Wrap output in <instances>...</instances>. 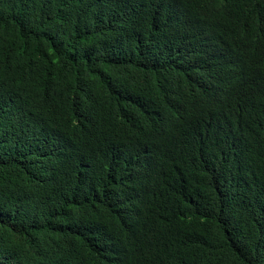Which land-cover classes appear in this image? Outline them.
<instances>
[{
  "label": "trees",
  "instance_id": "1",
  "mask_svg": "<svg viewBox=\"0 0 264 264\" xmlns=\"http://www.w3.org/2000/svg\"><path fill=\"white\" fill-rule=\"evenodd\" d=\"M0 264H264V0H0Z\"/></svg>",
  "mask_w": 264,
  "mask_h": 264
}]
</instances>
